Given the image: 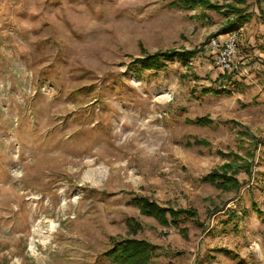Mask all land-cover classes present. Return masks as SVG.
Masks as SVG:
<instances>
[{
  "label": "rangeland",
  "instance_id": "374dc122",
  "mask_svg": "<svg viewBox=\"0 0 264 264\" xmlns=\"http://www.w3.org/2000/svg\"><path fill=\"white\" fill-rule=\"evenodd\" d=\"M173 1L0 0V264H111L114 237L150 264H264V20L240 5L222 72L204 45L234 16ZM140 46L201 50L140 70ZM242 165L237 191L202 180ZM138 195L197 218L162 226Z\"/></svg>",
  "mask_w": 264,
  "mask_h": 264
},
{
  "label": "trees",
  "instance_id": "16d2710c",
  "mask_svg": "<svg viewBox=\"0 0 264 264\" xmlns=\"http://www.w3.org/2000/svg\"><path fill=\"white\" fill-rule=\"evenodd\" d=\"M264 0H254V3L259 11L260 17L264 20ZM241 4H246V0H236L233 3L226 5H219L212 3L210 0H175L172 2V6L180 8L182 10H194L197 7L204 9H210L218 12H222L225 16L233 15L234 18L228 21L226 26L222 27L221 33H227L234 31L233 25L243 23L250 18V13ZM204 16L205 14L202 13ZM234 20V21H233ZM215 34L213 36L219 35ZM200 48L189 50H165L156 51L154 53H148L143 47L140 46V57L135 59L134 63L137 64L140 70H151L154 68H160L164 61H172L176 58L180 63L187 66L189 60L200 51ZM214 93H224L225 91H213ZM227 93V92H225ZM196 122L208 123L207 118H198ZM194 143H202L201 140H196ZM231 167V165H227ZM245 167L237 166L235 170H232L233 174L228 175L227 172L211 171L204 176L202 180L213 184L216 188L222 191L239 190L241 182L234 175L241 170L244 171ZM131 202L136 206L139 212L145 216L152 217L162 226H173L178 228L180 222L183 219L196 220L197 213L195 209L188 208H171L159 205L157 202L151 200L147 196H134ZM235 215V214H233ZM181 233L185 234L186 230L180 228ZM158 247L147 240L138 238H125V239H111L110 247L105 251L104 255L108 258L111 264H150L152 259L158 255Z\"/></svg>",
  "mask_w": 264,
  "mask_h": 264
},
{
  "label": "built area",
  "instance_id": "2783aa9c",
  "mask_svg": "<svg viewBox=\"0 0 264 264\" xmlns=\"http://www.w3.org/2000/svg\"><path fill=\"white\" fill-rule=\"evenodd\" d=\"M242 29V28H240ZM238 31H230L224 35H216L209 38L204 45L212 60L222 72H230L235 68L236 42L238 40Z\"/></svg>",
  "mask_w": 264,
  "mask_h": 264
},
{
  "label": "crops",
  "instance_id": "0c3cea01",
  "mask_svg": "<svg viewBox=\"0 0 264 264\" xmlns=\"http://www.w3.org/2000/svg\"><path fill=\"white\" fill-rule=\"evenodd\" d=\"M242 30V29H241Z\"/></svg>",
  "mask_w": 264,
  "mask_h": 264
}]
</instances>
